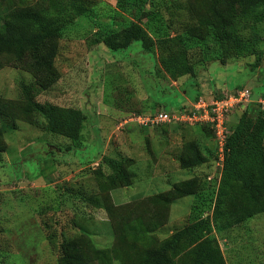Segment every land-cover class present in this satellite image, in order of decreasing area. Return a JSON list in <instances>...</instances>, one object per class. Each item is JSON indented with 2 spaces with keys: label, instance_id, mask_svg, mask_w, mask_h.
I'll return each instance as SVG.
<instances>
[{
  "label": "rangeland",
  "instance_id": "1",
  "mask_svg": "<svg viewBox=\"0 0 264 264\" xmlns=\"http://www.w3.org/2000/svg\"><path fill=\"white\" fill-rule=\"evenodd\" d=\"M205 1L130 0L122 6V0H86L97 16L72 18L65 0H0V26L10 8L38 4L66 22L44 64L32 51L22 59L0 53V104L6 107L0 113V264H60L64 241L87 248L91 264H135L140 255L167 245L205 217L211 219L226 264H264V197L250 203L238 196L226 206L229 213L245 214L248 207L255 213L227 231L216 229L222 155L211 130L187 122L160 127L133 119L182 109L200 94L222 96L248 88L264 95V21L258 30L244 32L257 34L250 41L261 37L259 53L223 61L222 43L208 37L186 45L193 72L175 78L162 66V55L183 52L180 41L190 39L185 25L193 18L187 3L202 10ZM139 20L154 38L179 41L159 43L152 53L137 40L119 50L102 42L105 31ZM31 85L34 101L86 113L81 139L50 132L44 115L32 122L19 111L24 88ZM242 111L239 107L229 114L230 130ZM194 145L206 160L186 165L193 160ZM104 156L126 162L133 175L129 185L109 188ZM183 182L194 184L197 192L165 204L157 198ZM96 200L113 208L99 207ZM140 220L162 224L137 239L132 228ZM174 259L173 264L182 263Z\"/></svg>",
  "mask_w": 264,
  "mask_h": 264
},
{
  "label": "trees",
  "instance_id": "2",
  "mask_svg": "<svg viewBox=\"0 0 264 264\" xmlns=\"http://www.w3.org/2000/svg\"><path fill=\"white\" fill-rule=\"evenodd\" d=\"M129 2L130 0H122V6ZM187 5L193 18L192 23L185 25L190 39L180 41V45L182 44L185 48L183 52L162 55L161 59L162 66L171 76L177 78L194 71L187 53L189 46L186 45L193 42L198 43L208 37H213L222 43L223 61L235 54L259 53L261 37L257 42L250 41L249 39L256 38L257 34L249 37L245 36L244 32L251 28L258 30V24L264 21V0H206L202 10L200 5L198 7L194 3H187ZM65 6L72 18L81 15H89L93 18L97 16L86 0H65ZM149 14L147 11H142L141 15L147 17ZM64 23L66 22L52 15L47 5L44 4L12 7L6 13L0 26V53L11 54L22 59L24 54L32 51L34 56L39 54L37 62L44 64L50 61L55 51L54 42L61 34ZM135 40L141 41L143 50L148 53L154 52V48L159 46V43L166 45L169 42L179 41L177 38L170 37L154 38L140 20L130 22L122 30L109 29L102 37V42L112 50L127 48ZM259 60L260 57H258L256 66ZM33 90V85L25 86V99L18 105L19 111L32 122H37L38 115H44L50 132L73 140L81 139L87 120L86 113L79 108H65L34 101ZM259 95L253 92L254 99ZM200 96L210 97L212 95L200 94L195 100ZM5 108V105L0 104V113L4 114ZM7 113L14 115L10 110ZM197 125L209 128L218 143L215 131L210 125ZM230 128V134L223 148L221 184L213 214V221L216 223L218 232L227 231L234 225L243 223L255 213L253 207H248L245 214L232 215L229 213L226 206L234 203L238 196H244L250 203H259L264 197V109L255 101L250 103L242 111L238 122ZM2 133L3 130L0 127V134ZM192 150L193 160L184 164L195 165L206 160L198 146H192ZM103 161L110 169L107 174L110 189L131 183L133 175L124 160L104 156ZM196 192L194 184L183 182L176 184L168 193L159 194L157 198L165 204ZM95 203L108 211L113 208L97 200ZM161 224L162 222L148 221L145 223L140 220L133 225L132 230L138 239L153 231L156 225ZM145 225H151L149 226L151 228L147 229L148 226ZM209 225H211L210 217L201 218L176 233L173 241H169L167 245L148 250L140 255L135 264H173L174 257H177L178 262L182 261L181 264H226L223 251ZM61 246L60 264H91L93 255L89 254L90 251L79 243L64 241ZM93 252L97 256L101 254L99 249H94Z\"/></svg>",
  "mask_w": 264,
  "mask_h": 264
},
{
  "label": "built area",
  "instance_id": "3",
  "mask_svg": "<svg viewBox=\"0 0 264 264\" xmlns=\"http://www.w3.org/2000/svg\"><path fill=\"white\" fill-rule=\"evenodd\" d=\"M254 101L264 109V95H259L254 99L251 89L242 88L234 93L222 96H200L197 100L191 102L189 106L181 110H157L149 114L143 113L133 119L137 120L140 124L160 127L181 122H187L191 125L208 124L215 131L218 144L221 147L222 157L220 159L223 162V148L230 134L228 127L229 114L235 108L241 107L242 110H245Z\"/></svg>",
  "mask_w": 264,
  "mask_h": 264
},
{
  "label": "crops",
  "instance_id": "4",
  "mask_svg": "<svg viewBox=\"0 0 264 264\" xmlns=\"http://www.w3.org/2000/svg\"><path fill=\"white\" fill-rule=\"evenodd\" d=\"M163 109H165V108H163Z\"/></svg>",
  "mask_w": 264,
  "mask_h": 264
}]
</instances>
